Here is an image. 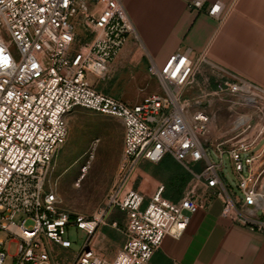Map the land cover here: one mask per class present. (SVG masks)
<instances>
[{
  "label": "built area",
  "instance_id": "obj_1",
  "mask_svg": "<svg viewBox=\"0 0 264 264\" xmlns=\"http://www.w3.org/2000/svg\"><path fill=\"white\" fill-rule=\"evenodd\" d=\"M206 2L191 0L188 7L200 10ZM206 12L219 16L221 4L212 2ZM129 37L137 33L123 0H0V264H60L53 250L71 246L68 223L85 238L65 264H150L163 238L181 236L189 214L213 198L222 200L223 218L264 234V184L258 185L253 167L259 156L253 144L264 132V86L216 62L206 50L194 57L178 50L161 66L148 63L146 73L159 91L127 102L90 76L104 79ZM201 70L208 72L202 82ZM214 96L241 110L236 128L251 127L255 114L254 139L241 138L228 148L203 141ZM78 107L114 116L123 125L116 178L101 208L88 218L60 208L51 180L69 115ZM165 155L204 184V198L189 192L172 201L159 185L144 203L132 179L142 160L157 163ZM113 208L125 211L126 223L124 243L108 259L93 240Z\"/></svg>",
  "mask_w": 264,
  "mask_h": 264
},
{
  "label": "crops",
  "instance_id": "obj_2",
  "mask_svg": "<svg viewBox=\"0 0 264 264\" xmlns=\"http://www.w3.org/2000/svg\"><path fill=\"white\" fill-rule=\"evenodd\" d=\"M190 1L123 0L137 37L127 39L110 64L111 75L120 74L126 66L132 67L137 76L144 75L150 60L161 66L178 50H188L190 57L206 50L216 62L264 86V0H207L200 10L190 9ZM212 2L221 4L219 16L207 14L206 9ZM121 129L119 156L123 125ZM170 164V161L147 160L139 163L143 184L148 187L133 186L132 182L131 185L143 194L144 203L159 185H163L162 196L172 201L189 192L203 197L204 184L190 177L177 196L165 190L159 180L149 183L151 177L146 173L147 168ZM222 207V200L213 198L189 214L181 236L166 235L153 252L150 264H263L264 234L223 218ZM125 223L126 213L118 208H113L106 216V224L98 229V235L107 245H104L105 251L100 252L104 257L112 258L123 245Z\"/></svg>",
  "mask_w": 264,
  "mask_h": 264
},
{
  "label": "rangeland",
  "instance_id": "obj_3",
  "mask_svg": "<svg viewBox=\"0 0 264 264\" xmlns=\"http://www.w3.org/2000/svg\"><path fill=\"white\" fill-rule=\"evenodd\" d=\"M144 73L137 76L132 67L126 66L115 76L109 72L104 79L90 77L99 88L127 102L135 103L148 92L159 91L156 81L149 78L145 71ZM207 74V71L201 70L198 73L199 81L202 82ZM196 91V88L191 89L193 93ZM207 109L209 121L203 136L206 144L212 146L219 144L223 148H228L241 138L252 140L256 137L259 125H256L258 118L255 114L251 119V127L236 128L235 117L241 110L224 98L211 97ZM121 123L119 118L81 107L69 115L68 134L52 162L51 180L57 189L60 208L68 211L71 216L92 217L103 205L121 163L118 151L122 133ZM253 150L259 153L253 163L258 185L264 184V132L256 139ZM167 161L168 159L164 158V162ZM170 162V166L147 168L146 173L151 177L149 183L159 180L164 183L165 190L168 189L171 195H180L189 180L186 177L190 176L191 179L192 176L185 167L173 159ZM226 163L229 177L234 179L229 159H226ZM84 165L87 166L85 170ZM132 184L137 187L146 186L138 168ZM20 218L17 214L14 219L18 221ZM30 223V220L26 222ZM98 234L100 233H97L93 242L96 250L103 252L107 245ZM65 236L70 240L71 246L68 249L54 246L53 250L55 259L60 264H65L75 256L85 238L84 231L73 223L66 225Z\"/></svg>",
  "mask_w": 264,
  "mask_h": 264
},
{
  "label": "trees",
  "instance_id": "obj_4",
  "mask_svg": "<svg viewBox=\"0 0 264 264\" xmlns=\"http://www.w3.org/2000/svg\"><path fill=\"white\" fill-rule=\"evenodd\" d=\"M164 158H167L168 159V161H172V159L174 160V158H172L170 155H165L159 162H162V161H164ZM171 158V159H170ZM175 161V160H174ZM189 175H190V173H189ZM190 176H187L186 177V179H188ZM178 194H175V196H177ZM165 196H166V194H165Z\"/></svg>",
  "mask_w": 264,
  "mask_h": 264
},
{
  "label": "bare ground",
  "instance_id": "obj_5",
  "mask_svg": "<svg viewBox=\"0 0 264 264\" xmlns=\"http://www.w3.org/2000/svg\"><path fill=\"white\" fill-rule=\"evenodd\" d=\"M86 167H87V166H86V165H84V167H83V170H85V169H86Z\"/></svg>",
  "mask_w": 264,
  "mask_h": 264
}]
</instances>
